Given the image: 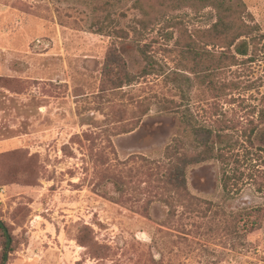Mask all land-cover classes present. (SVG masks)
Instances as JSON below:
<instances>
[{"label": "rangeland", "instance_id": "374dc122", "mask_svg": "<svg viewBox=\"0 0 264 264\" xmlns=\"http://www.w3.org/2000/svg\"><path fill=\"white\" fill-rule=\"evenodd\" d=\"M242 2L222 33L200 0H0L5 264H264V0Z\"/></svg>", "mask_w": 264, "mask_h": 264}, {"label": "trees", "instance_id": "16d2710c", "mask_svg": "<svg viewBox=\"0 0 264 264\" xmlns=\"http://www.w3.org/2000/svg\"><path fill=\"white\" fill-rule=\"evenodd\" d=\"M205 5L212 7L217 13V22L214 24V29L217 32L222 33H232V31L236 32L238 29H242L243 27L249 28L246 26L245 22L242 19V13L244 12L242 9L245 8L244 3L242 0H200ZM241 23V24H238ZM239 25V27H237ZM237 29V30H234ZM252 29V27H251ZM233 32V33H234ZM243 35L237 36L236 40L242 38ZM236 53L240 56H247L248 55V43L245 40H241L240 43L236 47ZM194 161V162H198ZM185 172L184 168L179 171V181L181 184L184 185ZM0 229L3 231L5 236V246L3 250V256L1 264H5L8 257V252L10 247L8 245L10 236L5 224L0 221Z\"/></svg>", "mask_w": 264, "mask_h": 264}, {"label": "built area", "instance_id": "2783aa9c", "mask_svg": "<svg viewBox=\"0 0 264 264\" xmlns=\"http://www.w3.org/2000/svg\"><path fill=\"white\" fill-rule=\"evenodd\" d=\"M4 198H5V190L2 189L0 192V202L4 201Z\"/></svg>", "mask_w": 264, "mask_h": 264}]
</instances>
